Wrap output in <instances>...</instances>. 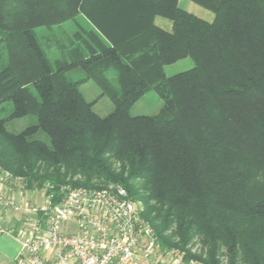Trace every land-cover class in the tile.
I'll list each match as a JSON object with an SVG mask.
<instances>
[{"label":"trees","instance_id":"1","mask_svg":"<svg viewBox=\"0 0 264 264\" xmlns=\"http://www.w3.org/2000/svg\"><path fill=\"white\" fill-rule=\"evenodd\" d=\"M191 1L213 19L179 0H0V171L54 201L66 186L120 185L182 263L264 264V0ZM87 80L108 114L81 94ZM145 92L162 108L131 115Z\"/></svg>","mask_w":264,"mask_h":264},{"label":"built area","instance_id":"2","mask_svg":"<svg viewBox=\"0 0 264 264\" xmlns=\"http://www.w3.org/2000/svg\"><path fill=\"white\" fill-rule=\"evenodd\" d=\"M10 177L0 171V180ZM127 195L108 184L65 188L59 200L49 194L35 205L2 196L6 205L33 216L15 231L21 244L15 264H181L180 252L157 247L141 203Z\"/></svg>","mask_w":264,"mask_h":264},{"label":"rangeland","instance_id":"3","mask_svg":"<svg viewBox=\"0 0 264 264\" xmlns=\"http://www.w3.org/2000/svg\"><path fill=\"white\" fill-rule=\"evenodd\" d=\"M178 5L180 6V8L186 10L187 12H190L194 15H196L197 17H200L204 20L207 21H211L213 19V13L212 11H209L208 9L206 10V8L194 3L191 0H179ZM79 18V17H78ZM79 20V19H78ZM154 23L155 26H159L167 31H169L171 29V22L163 17L157 16L154 19ZM63 30V32L61 33V36L65 35V32L70 33V31L73 30L72 25L70 23H65L62 25L60 31ZM37 34L40 38V43L44 44L47 43V36H48V30L46 28H39L37 30ZM59 35V33H57ZM58 52L55 48H52L50 53H49V58L51 59V61L53 62L55 55H57ZM194 63L190 58H184V59H180L174 63H170L169 65H165L164 66V72L167 76H171L175 73L181 72L187 69H190L191 67H193ZM84 76V72L81 69H75L72 70L68 73V77L70 79H79L81 77ZM80 91L82 92L81 94L84 95L85 99L89 102L92 103V108L93 110L100 116H104L106 114H108L112 109H113V104L112 102L109 100L108 97L102 95L100 93V89L97 87V85L91 81V80H87V82L82 83L79 86ZM162 100L154 93V92H145V94L143 96H141L131 107L130 109V114L131 115H155L159 112V110L162 108ZM8 104L4 103L1 104L0 107H6ZM4 111L0 112V116H3ZM35 121L34 116H25L22 118H18L17 120H9L6 123L7 128L12 131V132H18L20 130H22L24 127H26L29 123H32ZM39 136H41L42 138H45V135H43L42 132H40L38 134ZM21 180L19 177L16 176H12L9 179L5 180L6 184L9 183L11 185H15V184H22ZM4 182V179L2 180ZM8 184V185H9ZM24 186V185H23ZM72 187V186H71ZM71 187H64L63 190L61 191H65V188H71ZM74 188V187H72ZM35 190L34 192H37L39 197L41 198V203L46 199V191L45 188L42 189H33ZM4 200L7 199V197L3 198ZM15 199V198H14ZM3 201V200H2ZM4 203V202H3ZM40 203V204H41ZM8 206V205H7ZM140 206L142 207V205L140 204ZM13 209H17L18 207H14V206H10ZM20 209V208H18ZM33 216H29V215H25L22 224L27 223L28 219H31ZM21 225L19 227H21ZM73 231L72 228V223H71V232ZM191 250L194 252L196 250L195 247L191 248Z\"/></svg>","mask_w":264,"mask_h":264},{"label":"crops","instance_id":"4","mask_svg":"<svg viewBox=\"0 0 264 264\" xmlns=\"http://www.w3.org/2000/svg\"><path fill=\"white\" fill-rule=\"evenodd\" d=\"M0 180V264H15V259L18 256L21 244L16 240L15 231L22 224L25 213L20 209H13L7 206L3 197H13L17 204L20 200L28 201L30 204H40L41 198L35 190L27 189L23 185H11ZM3 196V197H2ZM4 202V203H3ZM154 264V263H150ZM181 264H203L197 261Z\"/></svg>","mask_w":264,"mask_h":264}]
</instances>
